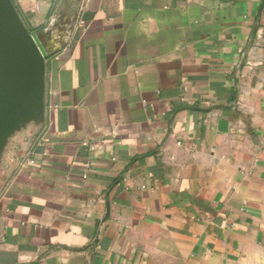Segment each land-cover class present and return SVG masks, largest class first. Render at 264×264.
Masks as SVG:
<instances>
[{
	"label": "crops",
	"instance_id": "0c3cea01",
	"mask_svg": "<svg viewBox=\"0 0 264 264\" xmlns=\"http://www.w3.org/2000/svg\"><path fill=\"white\" fill-rule=\"evenodd\" d=\"M13 1L49 57L0 264H264V0Z\"/></svg>",
	"mask_w": 264,
	"mask_h": 264
},
{
	"label": "water",
	"instance_id": "95a60500",
	"mask_svg": "<svg viewBox=\"0 0 264 264\" xmlns=\"http://www.w3.org/2000/svg\"><path fill=\"white\" fill-rule=\"evenodd\" d=\"M49 51L31 32L13 0H0V161L8 138L42 121Z\"/></svg>",
	"mask_w": 264,
	"mask_h": 264
},
{
	"label": "built area",
	"instance_id": "2783aa9c",
	"mask_svg": "<svg viewBox=\"0 0 264 264\" xmlns=\"http://www.w3.org/2000/svg\"><path fill=\"white\" fill-rule=\"evenodd\" d=\"M27 162H29V163H34V159H33L32 157L28 156V158H27Z\"/></svg>",
	"mask_w": 264,
	"mask_h": 264
}]
</instances>
